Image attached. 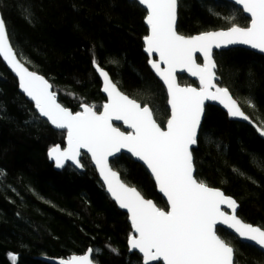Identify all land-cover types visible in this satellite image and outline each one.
<instances>
[{"label":"trees","instance_id":"trees-1","mask_svg":"<svg viewBox=\"0 0 264 264\" xmlns=\"http://www.w3.org/2000/svg\"><path fill=\"white\" fill-rule=\"evenodd\" d=\"M0 12L18 57L51 83L66 108L75 113L87 104L102 110L106 98L95 57L120 90L149 106L165 128L168 95L144 52L149 29L142 6L132 0H0ZM249 23L226 1L179 0L178 32L184 36ZM214 58L219 85L253 122L264 125V57L235 48ZM179 81L197 85L185 76ZM65 137L19 93L16 78L0 58V264H47L42 257L68 259L90 247L99 250L93 257L98 264H139L141 257L129 252L133 231L128 216L105 192L91 160L83 156L84 172L70 165L57 172L49 163L48 151L64 147ZM193 159L198 180L236 199L238 216L264 228V139L252 127L207 106ZM112 166L127 184L168 210L142 165L121 155ZM218 234L234 248L235 264H264L257 248L225 230Z\"/></svg>","mask_w":264,"mask_h":264},{"label":"snow or ice","instance_id":"snow-or-ice-1","mask_svg":"<svg viewBox=\"0 0 264 264\" xmlns=\"http://www.w3.org/2000/svg\"><path fill=\"white\" fill-rule=\"evenodd\" d=\"M146 10L149 35L144 37L145 52L155 74L163 81L169 96L170 118L161 128L149 106L121 92L109 73L93 58V66L103 80L108 102L97 111L95 105H82L73 113L57 102L52 85L42 76L29 71L18 58L0 14V57L15 72L20 89L34 101L40 116L57 129L66 130L67 147L53 146L49 158L57 168L71 162L84 167L81 150L90 154L106 191L121 209L127 210L135 235L129 250L141 254L139 264H235V250L217 235V226H226L236 239L252 242L264 251V228L244 222L237 215L239 203L223 191L210 187L194 176L193 146L204 117L205 101H218L232 118L253 123L226 87L215 81L217 64L213 49L229 45H247L264 54V0H234L240 11L248 14L249 26L232 24L227 30L207 31L195 36L181 35L176 26L179 0H132ZM212 12V9L209 8ZM214 15L216 13H213ZM30 19L29 17H26ZM230 19H235L232 17ZM200 53L203 62H196ZM153 54L159 59H151ZM117 63V61H111ZM164 65L165 67H161ZM198 77L199 87H180L177 70ZM248 106L254 108L251 100ZM122 121L130 132L121 131L112 121ZM264 137V125H255ZM122 152L142 162L166 197L168 210L146 199L135 187L121 179L110 158ZM226 206L231 213L224 211ZM118 255V250L109 248ZM99 250L88 248L83 255L61 259L59 264H98L93 257ZM17 257L12 256L15 261Z\"/></svg>","mask_w":264,"mask_h":264},{"label":"water","instance_id":"water-1","mask_svg":"<svg viewBox=\"0 0 264 264\" xmlns=\"http://www.w3.org/2000/svg\"><path fill=\"white\" fill-rule=\"evenodd\" d=\"M214 1H219V0H214ZM222 1H226V2H229V3H231V4H233V5H235L236 7H238L239 9H240V7L241 6H239V5H237V4H235V2H234V0H222ZM0 14H1V12H0ZM244 15L249 19V17H248V14H246V13H244ZM145 24H146V22H145ZM250 24V23H249ZM146 26H147V24H146ZM176 26H177V30H178V10H177V22H176ZM148 27V26H147ZM149 29V28H148ZM227 30V29H226ZM215 31H221V30H215ZM149 34H150V32H149ZM148 34V35H149ZM182 35V34H181ZM186 37H188V36H186ZM11 43V42H10ZM144 45H145V43H144ZM235 48H242V49H245V50H248V51H251V52H253V53H256V54H258V55H261V56H263L264 57V54H262V53H260L258 50H255V49H251L249 46H247V45H229L228 47H226V48H219V49H216V48H214L213 49V58H214V54L215 53H219V52H223V51H227V50H231V49H235ZM145 49V48H144ZM144 52H145V50H144ZM145 54L147 55V57L150 59V57H149V55H148V53H146L145 52ZM196 55V62L198 63V64H201L202 62H203V57H202V55L200 54V53H196L195 54ZM18 56V55H17ZM1 58V60H2V62H3V64L6 66V68L9 70V72L13 75V77L14 78H16V80H17V82H18V91H19V93L21 94V95H23L25 98H26V100L27 101H29L30 103H32L33 105H34V109H35V111L38 113V115H39V117L41 118V119H43L46 123H48V125L54 130V131H56V132H65L66 133V130H61V129H57V128H55V126L54 125H52L49 121H47V118L46 117H42V116H40V114H39V112H38V110L35 108V104H34V101H32L21 89H20V87H19V79H18V77L16 76V74H15V72H13V70L8 66V64L3 60V58L2 57H0ZM19 58V57H18ZM151 59H156V60H158L159 59V57H158V55H156V54H153V56L151 57ZM215 59V58H214ZM199 60H200V62H199ZM22 61V60H21ZM23 62V61H22ZM24 63V62H23ZM24 65H25V67H27V65L24 63ZM149 67H150V69H151V66H150V64H149ZM161 67L163 68V67H165L164 65H161ZM28 69H29V71H33V70H31L29 67H27ZM151 71L153 72V74L157 77V79L164 85V83H163V81L155 74V72H154V70L153 69H151ZM33 72H35V71H33ZM35 73H37V72H35ZM38 75H40V76H42L41 74H39V73H37ZM96 74L98 75V73L96 72ZM216 74H217V68H216ZM181 76H185V77H187L188 79H190V80H192V81H194V82H196L197 83V85H181L180 84V81H179V77H181ZM42 77H44V76H42ZM98 77H99V80H100V82H101V84H102V87H101V92H102V94H103V96L106 98V102L105 103H107L108 102V99H107V95H106V93H104L103 92V80H102V77H100L99 75H98ZM111 77V76H110ZM218 77V76H217ZM45 78V77H44ZM46 79V78H45ZM112 79V78H111ZM47 80V79H46ZM48 81V80H47ZM49 82V81H48ZM114 82V81H113ZM176 82H177V84L180 86V87H196V88H198L199 87V79H198V77H195V76H192L189 72H187V71H180L179 69L177 70V72H176ZM50 83V82H49ZM115 83V82H114ZM215 83L219 86V87H221L220 85H219V78L215 81ZM51 84V83H50ZM118 86V85H117ZM164 87H165V89H166V86L164 85ZM119 88V87H118ZM53 92H54V90H53V87H52V89H51ZM119 90H120V88H119ZM121 91V90H120ZM166 91H167V89H166ZM122 92V91H121ZM230 92V91H229ZM125 94V93H124ZM231 94V93H230ZM126 95V94H125ZM168 95V94H167ZM231 96H232V94H231ZM233 97V96H232ZM56 98H57V102L58 103H60V101H59V99H58V97H57V94H56ZM130 98V97H129ZM234 98V97H233ZM235 99V98H234ZM168 100H169V96H168ZM236 100V99H235ZM238 102V101H237ZM104 103V104H105ZM139 103V102H138ZM63 107H65L62 103H60ZM141 104V103H140ZM239 104V103H238ZM141 106L143 107V105L141 104ZM207 106H214V107H218L219 109H221L224 113H226L227 114V110L223 107V105H221L218 101H205V109H204V117H203V119H202V122H201V128H202V125H203V122H204V118H205V113H206V107ZM239 106H240V104H239ZM168 107H169V110H170V105H169V103H168ZM240 108H241V110L243 111V109H242V107L240 106ZM70 110V109H69ZM83 109H82V107H81V110L80 111H82ZM71 111V110H70ZM102 111V110H101ZM244 112V111H243ZM74 113V112H73ZM245 113V112H244ZM154 114V113H153ZM246 114V113H245ZM247 115V114H246ZM227 116H228V118H229V120H231V121H236V122H240V123H244V124H246V125H249L250 127H252L255 131H256V127H255V125H257L255 122H253L252 120V122L253 123H249L248 121H244V120H242V119H240V118H232V117H230L228 114H227ZM155 118V117H154ZM112 123H113V125L114 126H117V127H119L120 128V130L121 131H125V132H130V131H132L131 129H129V128H127V126L126 125H124L123 124V122L122 121H112ZM162 128V127H161ZM165 128H166V126H165ZM201 132V131H200ZM200 132L198 133V139H199V136H200ZM257 132V131H256ZM257 134L259 135V133L257 132ZM260 136V135H259ZM261 138H263L264 139V137H262V136H260ZM58 146H60V148L63 150V149H65L66 147H67V137H65V142H64V147H62L61 145H58ZM196 147H197V145H195V146H193V150L194 149H196ZM81 152H82V155H81V157H80V159H81V162H82V158H83V156L85 155L84 153H85V150H81ZM48 153H49V151H48ZM121 155H128V156H130L131 157V154H128V153H124V152H122L121 154H118V156L120 157ZM85 156H87L90 160H91V156H90V154H86ZM136 163H138V164H140V165H142L145 169H146V167L143 165V163L142 162H139V161H137L136 160V158L135 157H131ZM115 159H117V158H110V163L113 161V160H115ZM48 160H49V163L50 164H52L53 165V167H54V170L55 171H57V172H61V171H63L65 168H67L69 165L70 166H72L71 165V162L69 161V162H66V164H65V167L64 168H57L56 166H55V161H53V160H51L50 158H49V155H48ZM194 160V159H193ZM91 163H92V165H93V167H94V169L96 170V172H97V174H98V177H99V180H100V182L102 183V185H103V187H104V189H105V192L107 193V195L110 197V194L106 191V185H104V182H103V180H102V178L100 177V175H99V172H98V170L96 169V167H95V164L92 162V160H91ZM73 168H75L74 166H72ZM113 167V166H112ZM77 171H79V172H84L85 171V169H84V167L82 168V169H79V168H75ZM114 169V168H113ZM115 170V169H114ZM147 170V169H146ZM117 171V170H116ZM148 171V170H147ZM148 173H149V171H148ZM150 174V173H149ZM121 176V175H120ZM194 176L196 177V170H195V172H194ZM152 177V176H151ZM121 179H122V177H121ZM123 180V179H122ZM154 180V179H153ZM124 181V180H123ZM125 182V181H124ZM154 183H155V181H154ZM155 185H156V183H155ZM131 186V185H130ZM156 187H157V192L161 195V197L165 200V202H166V197H164L163 196V194L162 193H160L159 192V189H158V186L156 185ZM220 190V189H219ZM222 191V190H221ZM225 194V193H224ZM226 195V194H225ZM226 196H228V195H226ZM110 199H111V197H110ZM147 199V198H146ZM115 204H116V206L118 207V209L121 211V212H123V213H125L127 216H128V221H129V224L131 225V222H130V219H129V214L127 213V210H125V209H121L119 206H118V204L113 200V199H111ZM153 201V200H152ZM154 202V201H153ZM155 203V202H154ZM156 204V203H155ZM168 207V206H167ZM222 209L224 210V211H226V212H228L229 214L231 213V210L230 209H228L226 206H222ZM238 211H239V208L237 209V215H238ZM240 218V217H239ZM243 220V219H242ZM244 221V220H243ZM245 222V221H244ZM247 223V222H246ZM250 224V223H249ZM254 226V225H253ZM131 228H132V226H131ZM217 229H222V230H225V231H227L228 233H230L231 235H233L234 237H236V234L235 233H233L232 232V230H230V229H228L226 226H221V225H218L217 226ZM132 231H133V235H135V233H134V230L132 229ZM132 235V236H133ZM217 235H219L218 234V231H217ZM131 236V237H132ZM220 236V235H219ZM130 237V238H131ZM221 237V236H220ZM130 238H129V240H130ZM129 240H128V247H129ZM242 243H244V244H248V245H251V246H253V247H255V248H257L258 250H260L262 253H264V251H262L258 246H256V245H254L252 242H247V241H244L243 240V238H240L239 239ZM231 246V245H230ZM129 252L130 253H137L140 257H141V254L140 253H138V251H130L129 250ZM73 256V255H72ZM71 257V256H70ZM69 257V258H70ZM61 259H65V258H47V257H42L41 258V260L42 261H44L45 263H47V264H59V261L61 260ZM66 260V259H65ZM153 264H162V262H153Z\"/></svg>","mask_w":264,"mask_h":264}]
</instances>
